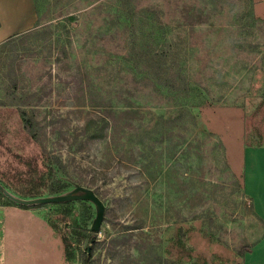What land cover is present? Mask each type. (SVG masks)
<instances>
[{
  "label": "rangeland",
  "instance_id": "374dc122",
  "mask_svg": "<svg viewBox=\"0 0 264 264\" xmlns=\"http://www.w3.org/2000/svg\"><path fill=\"white\" fill-rule=\"evenodd\" d=\"M0 38V204L28 208L26 264H67L64 238L93 229L98 212L79 197H98L105 214L137 179L125 150L159 146L169 117L178 118L168 129L174 142L177 134L197 138L184 167L193 181L176 184L171 172L167 186L178 187L167 218L158 214V184L134 196L136 216L148 210L151 218L147 251L167 264H243L264 233L241 174L243 148L264 146V0H0ZM134 107L144 115L140 126L124 113ZM108 109L117 150L108 155L96 142L81 152ZM23 110L36 121V137L24 127ZM44 152L59 157L64 177L82 188L31 193L21 160L34 157L44 171L54 166ZM111 158L107 180L91 185L82 173ZM104 214L93 229L98 241L114 235ZM118 221L132 224L128 216ZM10 223L8 215L6 229ZM72 248L68 264H81ZM105 256L97 248L95 264Z\"/></svg>",
  "mask_w": 264,
  "mask_h": 264
},
{
  "label": "trees",
  "instance_id": "16d2710c",
  "mask_svg": "<svg viewBox=\"0 0 264 264\" xmlns=\"http://www.w3.org/2000/svg\"><path fill=\"white\" fill-rule=\"evenodd\" d=\"M118 5L124 7L123 1H120ZM28 35L29 34L23 37H27ZM15 38H17V36L9 38L5 42V45L13 43V41L16 40ZM126 97L127 98L125 99L127 101H131V105L136 102V96L131 94V92H126ZM113 112L114 110L112 109L107 110L108 114L103 118V125L101 124L97 128L98 131L91 133L85 138V141L82 143L84 146L80 150L81 152L84 151L85 145L88 149V144L96 142L103 144V147L107 150L108 155L112 146L117 150L118 138L115 132L116 126L115 120L112 116ZM180 112L187 113L188 111L181 110ZM21 113L25 129L33 137H36L35 119L32 116H29L24 110L21 111ZM124 113L128 114L132 119L137 120L139 126L142 124L141 121L144 119V115L140 110L134 107L133 109L126 110ZM177 120L178 118H175L174 120L170 119V117L165 120V124H163L164 126L162 129H164V127L166 128L165 130H160L159 141L161 144L159 146L148 147L143 143L142 146L137 147L136 149L132 148L131 151L125 150V152H131L132 157L130 155L129 163L134 165L137 179L135 183H133L130 187H127L123 196L114 198L113 204L105 210L104 221L108 226H110L114 235L108 236L106 240L98 241L97 233L93 229L88 230L84 228L78 231L75 240L68 242L67 239L64 238L63 254L67 264L72 262L76 256L75 249L72 248L73 244L76 245V249L80 255L81 264H95V259L93 258L94 252L100 246L104 248L106 253L105 260L102 264H167L166 262H162L155 254L147 251L151 247V240L148 231V224L149 220L151 221V218L149 217L148 210L145 211L143 217L136 216V210L138 209L137 206L139 205L136 206L137 200H134V196L138 195L141 190H148V184L151 182L158 184L161 189L160 195L158 196V214L159 216H165L167 218L171 190L174 191L176 186L178 187V185H175L174 188L170 190L171 187L169 186L168 188L167 186V182L170 180L169 175L171 172L178 173L176 184L182 181H193L192 176L188 174V170H184V167L186 166L187 159L190 157L193 144L197 141V138H184L181 134H177L179 138L174 142L172 140L171 132L168 129L171 128ZM127 124L129 126L130 122ZM87 129H89V126H87ZM88 132L89 130H84L83 134L86 135ZM164 133L165 135L163 136ZM63 138L66 139V136L63 135ZM133 150L135 151L134 153L132 152ZM44 154L45 160H47L48 164L54 165L51 168L45 167L46 170L44 171L39 168L37 160L34 157L21 160L27 168L25 175L27 182L31 184L29 189L31 193L37 192L39 191V188L47 186L49 189L51 188L53 190L54 194L65 193L69 184H75V188L77 187V189L82 188L80 186H76L77 183L69 181L68 178L64 177L67 173V169L66 165H64L63 161H61L59 157L51 154L47 155L46 152H44ZM112 160V158L107 159L106 163H101L98 170L94 169L91 165L89 170L82 174H90L92 181L91 185L95 184L98 179L105 182L108 178ZM183 161H185L184 166H182ZM43 165H45V163ZM49 168L51 170H49ZM49 174L53 180L47 185V179L49 178L47 176H49ZM165 181L166 186L164 184ZM0 199L2 200L3 196H0ZM1 205L12 206L7 203ZM22 208L28 209L25 207ZM124 216H128L129 220L132 221V224H120L118 220L120 217ZM83 243H85V246L82 249L81 245ZM255 244H257V242L252 244V246ZM239 253L241 256L243 255L242 250H240Z\"/></svg>",
  "mask_w": 264,
  "mask_h": 264
},
{
  "label": "crops",
  "instance_id": "0c3cea01",
  "mask_svg": "<svg viewBox=\"0 0 264 264\" xmlns=\"http://www.w3.org/2000/svg\"><path fill=\"white\" fill-rule=\"evenodd\" d=\"M260 5L256 4V7ZM241 174L243 191L252 202L255 216L264 226V146L243 148ZM27 213L26 209L0 204V264H26V252L22 249L26 232L22 222H25ZM8 215L11 223L6 229ZM6 230H9V235ZM49 231L51 228L47 225L50 236ZM243 260V264H264V233Z\"/></svg>",
  "mask_w": 264,
  "mask_h": 264
},
{
  "label": "water",
  "instance_id": "95a60500",
  "mask_svg": "<svg viewBox=\"0 0 264 264\" xmlns=\"http://www.w3.org/2000/svg\"><path fill=\"white\" fill-rule=\"evenodd\" d=\"M79 198L83 199V200H90L92 201L94 204H96L97 206V217H96V221H95V225H94V230L97 229L103 219V214H104V206L102 204V202L100 201V199L96 196H94L93 194H90L88 192H85V194H83L82 196H80Z\"/></svg>",
  "mask_w": 264,
  "mask_h": 264
}]
</instances>
